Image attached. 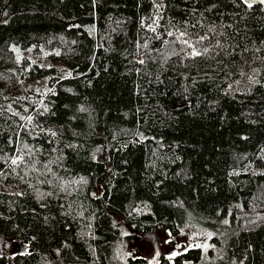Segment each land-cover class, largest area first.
<instances>
[{"label": "trees", "instance_id": "1", "mask_svg": "<svg viewBox=\"0 0 264 264\" xmlns=\"http://www.w3.org/2000/svg\"><path fill=\"white\" fill-rule=\"evenodd\" d=\"M0 185V264H148L137 234L193 227L163 264H264V9L0 0Z\"/></svg>", "mask_w": 264, "mask_h": 264}, {"label": "rangeland", "instance_id": "2", "mask_svg": "<svg viewBox=\"0 0 264 264\" xmlns=\"http://www.w3.org/2000/svg\"><path fill=\"white\" fill-rule=\"evenodd\" d=\"M99 160H106L107 154L103 149L96 155ZM1 191L14 192L17 193V189L14 186H4L0 185ZM118 222H121L118 220ZM126 234H135L133 229L129 226H124ZM156 242L158 250L161 254V258L158 260V264H163L162 259L168 262H172L176 256L187 251L190 248L198 247L203 251H208L211 245V235L209 232L202 228L193 227L185 229L179 236L171 237L166 232L156 233ZM3 244V249L9 254L16 256L18 254H24L27 249L22 247L19 243L13 242L11 239H4L1 241ZM123 256L142 258L147 261L148 264H153L156 259L157 251L156 244L150 238H141L136 241H130L127 243L123 250Z\"/></svg>", "mask_w": 264, "mask_h": 264}, {"label": "water", "instance_id": "3", "mask_svg": "<svg viewBox=\"0 0 264 264\" xmlns=\"http://www.w3.org/2000/svg\"><path fill=\"white\" fill-rule=\"evenodd\" d=\"M251 2H252V5L261 6V7L264 9V4H261V3L259 2V0H251ZM137 235H138L139 237H141V238H150V239H152V240L155 242V244H156L157 255H156L155 262H154L153 264H158V260L161 258V254H160V252H159V250H158V246H157V242H156V235H155V233L144 234V235L137 234ZM22 247H24V246H22ZM25 249H26V247H25Z\"/></svg>", "mask_w": 264, "mask_h": 264}, {"label": "snow or ice", "instance_id": "4", "mask_svg": "<svg viewBox=\"0 0 264 264\" xmlns=\"http://www.w3.org/2000/svg\"><path fill=\"white\" fill-rule=\"evenodd\" d=\"M243 2L246 3L247 6H248L249 8L252 7V2H251V0H243ZM259 2H260L261 4H264V0H259ZM169 35H171V33H169ZM185 35H186L185 33H180V36H181V37H183V36H185ZM184 43H188V41L185 40ZM188 46H189V47H193L191 44H189ZM205 51H206V50H205ZM200 54H201V53L195 51V49L193 50V53H192L193 56H195V55H200ZM141 62H142V61H141ZM29 119H31V118L29 117ZM13 163H16V161L13 160Z\"/></svg>", "mask_w": 264, "mask_h": 264}]
</instances>
